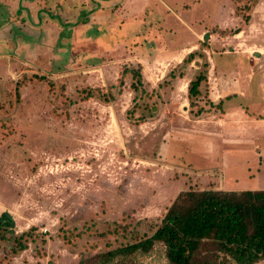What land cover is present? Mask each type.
Listing matches in <instances>:
<instances>
[{
  "label": "rangeland",
  "instance_id": "374dc122",
  "mask_svg": "<svg viewBox=\"0 0 264 264\" xmlns=\"http://www.w3.org/2000/svg\"><path fill=\"white\" fill-rule=\"evenodd\" d=\"M35 1L0 12V264L88 261L181 192L264 189V0Z\"/></svg>",
  "mask_w": 264,
  "mask_h": 264
},
{
  "label": "trees",
  "instance_id": "16d2710c",
  "mask_svg": "<svg viewBox=\"0 0 264 264\" xmlns=\"http://www.w3.org/2000/svg\"><path fill=\"white\" fill-rule=\"evenodd\" d=\"M193 54L189 53L183 63L191 62ZM125 73L130 74L135 82L132 89L140 88L143 93L141 68L127 69ZM205 80V73H200L189 82L187 97L191 107L192 99L199 94L200 85ZM221 104L222 101L217 106ZM204 112L199 109L196 116ZM8 226H12L10 220L5 215L0 216V229L5 230ZM156 244L164 247L168 264H217L216 260L221 258L218 264H224V261L231 264L259 263L264 260V190L181 192L151 236L77 264H110L118 257L147 254ZM16 245L21 250L25 248L18 239Z\"/></svg>",
  "mask_w": 264,
  "mask_h": 264
},
{
  "label": "crops",
  "instance_id": "0c3cea01",
  "mask_svg": "<svg viewBox=\"0 0 264 264\" xmlns=\"http://www.w3.org/2000/svg\"><path fill=\"white\" fill-rule=\"evenodd\" d=\"M36 3H37V1H35V0H0V12L3 15H5V14H7V11H9L8 13L10 15H14L19 10L18 8L21 7L22 9L19 10V14H20L21 10L27 11V13H28V11L30 12L32 5H35ZM5 11H6V13H5ZM25 14H26V12H25ZM6 24L7 23H2V24H0V27H3ZM210 94H212V92H210ZM216 190H218V189H216ZM248 190H244V191H248ZM254 190H264V189H254ZM223 191H235V192L237 191L238 192V191H243V190H231V188L228 187L227 189H225ZM250 191H253V189H250ZM256 264H264V260L260 261L259 263H256Z\"/></svg>",
  "mask_w": 264,
  "mask_h": 264
}]
</instances>
